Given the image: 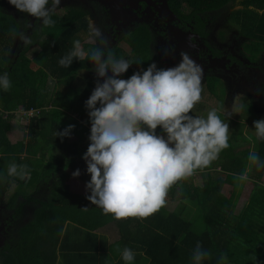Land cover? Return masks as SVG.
<instances>
[{
	"label": "trees",
	"instance_id": "obj_1",
	"mask_svg": "<svg viewBox=\"0 0 264 264\" xmlns=\"http://www.w3.org/2000/svg\"><path fill=\"white\" fill-rule=\"evenodd\" d=\"M3 3L0 0V75L8 73L12 86L7 91L0 88V203L9 184H15L16 189L4 211L0 207V218H7L8 224L0 264H56L66 222L87 233L113 224L118 243L137 246L150 258V264H160L157 260L164 264H193L192 254L198 243L210 253L201 264H264V168L251 166L248 174L251 190L242 209L233 213L247 181L235 177L249 167L250 151L237 149V144L245 141L242 130L236 135L229 134L230 147L222 150L211 165L195 170L169 189L166 201L174 198L176 192L180 200L173 211H168L164 204L146 219L117 221L91 205L86 199L90 192L85 187L91 176L83 159L91 129L85 104L98 78L90 60H73L70 67L59 63L73 50L77 40L85 51L95 48L85 42L89 32L85 12L78 7L69 8L62 17L53 14L55 24L40 25L41 34L37 32L32 43L21 47L20 23L5 11ZM182 5L194 15L231 10L229 19L240 39V54L250 63L263 62L264 0H179L173 4L174 11L180 13ZM13 28L16 34L11 31ZM15 37L19 41L10 52L15 47ZM151 42L144 28L127 38V50L134 57L122 79L154 63ZM33 44L37 49L28 58L26 54ZM112 51L118 58L127 59L122 49ZM256 70L251 77L260 82L253 87L264 102V73L259 67ZM79 75H83L84 81L89 77L94 82H86L77 91L75 83L80 81ZM223 86L222 79L216 76L205 81L208 93L219 101L223 100ZM16 110L36 113L28 119L24 131L18 127ZM249 115L244 108L243 116L250 118ZM70 125L74 128L69 136H57V132ZM71 137L74 140L69 141ZM253 138L257 145L251 152L258 153L264 161V140L255 135V128ZM13 162L27 165L29 176L9 177L8 165ZM213 167L220 173L215 178L211 175ZM77 169L85 181L75 179L73 173ZM181 202L192 208H184ZM221 254L227 259L221 261Z\"/></svg>",
	"mask_w": 264,
	"mask_h": 264
},
{
	"label": "clouds",
	"instance_id": "obj_2",
	"mask_svg": "<svg viewBox=\"0 0 264 264\" xmlns=\"http://www.w3.org/2000/svg\"><path fill=\"white\" fill-rule=\"evenodd\" d=\"M8 3L44 27H51L55 24L51 17L61 0ZM11 31L16 34L15 28ZM89 32L102 47L85 51L77 40L73 50L59 61L61 66L70 67L73 60H90L98 78L85 104L91 123L90 144L83 156L91 176L85 186L90 192L86 199L117 221L143 220L164 206L173 185L208 167L230 147L229 124L215 109L208 111L206 118L190 115L201 99L203 68L188 52H180V62L174 67L158 69L151 63L146 70L122 79L132 62L118 58L92 23ZM19 38L26 45L32 43L26 33H20ZM11 86L8 73L0 75V88L7 91ZM73 128L70 125L57 136L67 137ZM157 128L164 135H157ZM254 128L255 135L264 140V119L254 121ZM248 161L249 167L235 177L238 181L248 180L252 165L264 168V161L254 151ZM7 175L25 179L29 171L27 165L13 162ZM79 175L77 169L73 176ZM117 251L126 264H132L135 253L131 249ZM209 255L198 243L192 254L193 264H201ZM220 259L227 257L221 254Z\"/></svg>",
	"mask_w": 264,
	"mask_h": 264
},
{
	"label": "flooded vegetation",
	"instance_id": "obj_3",
	"mask_svg": "<svg viewBox=\"0 0 264 264\" xmlns=\"http://www.w3.org/2000/svg\"><path fill=\"white\" fill-rule=\"evenodd\" d=\"M159 1L61 0L60 8L54 14L62 17L69 8H82L87 22L101 30L111 50L125 45L127 38L134 32L141 28L146 29L152 41L150 50L153 62L159 69L174 67L180 62V52L186 51L196 63L202 66V83L204 84L207 78L213 76L222 79L223 85H225L224 81L226 83L232 81L233 86L237 82L247 83L245 79L248 77L251 78L254 87L255 84H259L260 81L258 79L256 81L251 75L257 72L258 67L263 69L262 63L259 61L250 63L238 51L237 54L246 60L244 61L232 50L240 39L236 36L235 26L229 19L231 10L194 15L182 5L180 13H177L174 11L173 4L179 3V0H166L169 10L174 15L171 16L164 15L158 8L162 4ZM8 8V14L20 23L19 34L26 33L31 40L37 32L38 35L41 34L40 25L42 24L39 20L18 12L10 4ZM15 40V47H12L10 52L17 47L19 40L17 37ZM86 41L95 47L103 46L98 39L90 36V32ZM18 44L23 47L24 42L21 41ZM35 45H31L30 48ZM210 58L219 63L213 64ZM0 227V249H2L7 239V218L4 220L0 218Z\"/></svg>",
	"mask_w": 264,
	"mask_h": 264
},
{
	"label": "rangeland",
	"instance_id": "obj_4",
	"mask_svg": "<svg viewBox=\"0 0 264 264\" xmlns=\"http://www.w3.org/2000/svg\"><path fill=\"white\" fill-rule=\"evenodd\" d=\"M8 6H9V3H8V1L5 0L4 9L7 13H9ZM88 24H90V23L88 22ZM229 25H230V23H229ZM235 33H236V31H235ZM14 39L15 38H13V42H14L13 45L16 44V40L14 41ZM85 42L87 43L88 41L85 40ZM240 44H241L240 42L236 43L234 49H232V50H233V52L236 53V55L240 56L241 59L246 61L240 54H237V52L240 51L239 50ZM36 49H37V45L29 48L26 56L28 58H32L33 53H34V51H36ZM119 49L123 50V53L125 54V56L128 60H130L134 57V55L127 50L126 44L121 45ZM8 56H10V55H8ZM262 67H263V69H261V71L264 73V71H263L264 70V58H263V62H262ZM138 70H136V71H138ZM252 78H254V76H252ZM79 80H80L79 82L75 83V88L77 91H81L82 88L84 87V85L86 84V82H88V81L91 83L94 82L89 77L87 79H85V81H84L83 75H79ZM245 80L247 81V83L237 82L236 85H234V86L232 85V81H228L229 83H226V81H224L225 85L223 86L224 92H223V100L222 101H219L218 99L212 97L208 93V91L205 87V84L202 83L201 99L192 109V114L194 116H203L206 118L208 111L215 109L217 111V114L221 118V120H223L225 123L229 124V134L235 133V135H236L237 132L242 130L241 131L242 136H243L245 141L238 143L237 149L248 148V150L251 152L257 145L255 139L253 138L254 121L264 119V102L262 101L261 95L254 91V87H253V84L251 82V78L248 77V79H245ZM49 82L53 83L51 80ZM244 108H247L249 110V114H250L249 117L250 118L243 116V109ZM34 114H36V113H34ZM14 115H17V117L19 118L18 121L20 123V126H18V127L19 128L21 127V131H24L23 128L27 125L29 120L26 121L25 119L21 118L20 110H16L14 112ZM156 131L158 133H162V130L160 128H157ZM72 140H74V139L71 137L69 141H72ZM238 141H240V139ZM211 170H212L211 171L212 178H215V177L220 175L219 170L217 168L215 169L213 167V168H211ZM75 179H78V177H75ZM251 187H252V184H250L249 181L247 180L244 188L241 191L242 194L240 195V198L237 201V203L233 209L234 214L238 213L242 209V207L245 205L249 191L251 190ZM15 189H16L15 184H9V186L7 187L6 193L4 194V196L1 200V203H0V207L2 208V211H4L7 200L9 198V196L14 192ZM228 190H229V188L226 189V191H228ZM30 192L31 191H29V193ZM167 202L168 203H166L165 206H166L168 211H173L176 207H178V202H180V200L178 198V192H176L174 198L168 199ZM181 203H182V206L184 208H187V209L192 208V206L187 202H184V203L181 202ZM193 212L194 211H192V214H193ZM112 230L114 232V229H112Z\"/></svg>",
	"mask_w": 264,
	"mask_h": 264
},
{
	"label": "crops",
	"instance_id": "obj_5",
	"mask_svg": "<svg viewBox=\"0 0 264 264\" xmlns=\"http://www.w3.org/2000/svg\"><path fill=\"white\" fill-rule=\"evenodd\" d=\"M78 179L85 181L82 175H79ZM118 240V233L113 224L87 233L75 224L66 222L59 239L56 264H126L121 258L120 251H117V249L122 251L125 247L135 253L132 264H150V258L137 246L131 243L119 244ZM157 261L164 264L160 262L161 260Z\"/></svg>",
	"mask_w": 264,
	"mask_h": 264
},
{
	"label": "water",
	"instance_id": "obj_6",
	"mask_svg": "<svg viewBox=\"0 0 264 264\" xmlns=\"http://www.w3.org/2000/svg\"><path fill=\"white\" fill-rule=\"evenodd\" d=\"M130 1H132V0H130ZM147 1V0H146ZM160 3H162L158 8H160V10L163 12V14L164 15H167V14H169V15H171V16H174L173 14H172V12L169 10V8H168V6H167V4H166V0H160L159 1ZM106 4V3H105ZM210 60H211V58H210ZM223 60H225V58H223ZM211 62L213 63V64H217V63H219L218 61H216V60H211ZM227 62V61H226ZM0 229H1V227H0ZM0 244H1V242H0Z\"/></svg>",
	"mask_w": 264,
	"mask_h": 264
},
{
	"label": "built area",
	"instance_id": "obj_7",
	"mask_svg": "<svg viewBox=\"0 0 264 264\" xmlns=\"http://www.w3.org/2000/svg\"><path fill=\"white\" fill-rule=\"evenodd\" d=\"M33 113H34V110H30L28 112H25V111L21 110L20 111V116H21V118H23L26 121H28V119L32 116Z\"/></svg>",
	"mask_w": 264,
	"mask_h": 264
}]
</instances>
